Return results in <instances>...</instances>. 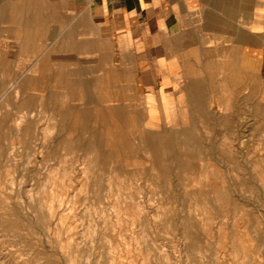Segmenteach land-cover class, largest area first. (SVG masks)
Returning a JSON list of instances; mask_svg holds the SVG:
<instances>
[{"label": "rangeland", "instance_id": "rangeland-1", "mask_svg": "<svg viewBox=\"0 0 264 264\" xmlns=\"http://www.w3.org/2000/svg\"><path fill=\"white\" fill-rule=\"evenodd\" d=\"M35 4L0 0V264H264V83L161 102Z\"/></svg>", "mask_w": 264, "mask_h": 264}, {"label": "crops", "instance_id": "crops-1", "mask_svg": "<svg viewBox=\"0 0 264 264\" xmlns=\"http://www.w3.org/2000/svg\"><path fill=\"white\" fill-rule=\"evenodd\" d=\"M27 1L42 2L31 6L48 9L52 30L80 42V55L122 58L161 102L206 73L264 83L261 0Z\"/></svg>", "mask_w": 264, "mask_h": 264}]
</instances>
